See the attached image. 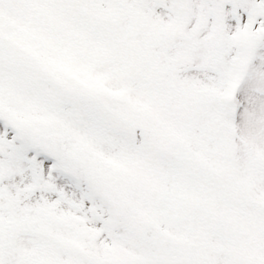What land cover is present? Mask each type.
Here are the masks:
<instances>
[{
	"label": "snow or ice",
	"instance_id": "1",
	"mask_svg": "<svg viewBox=\"0 0 264 264\" xmlns=\"http://www.w3.org/2000/svg\"><path fill=\"white\" fill-rule=\"evenodd\" d=\"M0 264H264V0H0Z\"/></svg>",
	"mask_w": 264,
	"mask_h": 264
}]
</instances>
